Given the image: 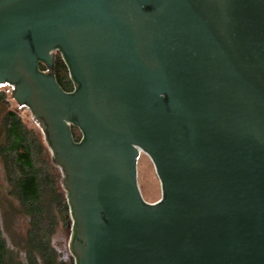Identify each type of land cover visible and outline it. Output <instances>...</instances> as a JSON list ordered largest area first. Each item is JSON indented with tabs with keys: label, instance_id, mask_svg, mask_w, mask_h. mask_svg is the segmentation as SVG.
<instances>
[{
	"label": "water",
	"instance_id": "obj_1",
	"mask_svg": "<svg viewBox=\"0 0 264 264\" xmlns=\"http://www.w3.org/2000/svg\"><path fill=\"white\" fill-rule=\"evenodd\" d=\"M5 84L62 171L76 264H264V0H0Z\"/></svg>",
	"mask_w": 264,
	"mask_h": 264
},
{
	"label": "trees",
	"instance_id": "obj_2",
	"mask_svg": "<svg viewBox=\"0 0 264 264\" xmlns=\"http://www.w3.org/2000/svg\"><path fill=\"white\" fill-rule=\"evenodd\" d=\"M54 76L64 91L74 90L62 58H55ZM73 132L79 138L78 131ZM0 159L10 197L0 200V264H76L70 249L72 216L62 171L53 163L43 136L10 109L1 91ZM19 217L26 219L24 232L16 226ZM60 237H66L65 249Z\"/></svg>",
	"mask_w": 264,
	"mask_h": 264
},
{
	"label": "rangeland",
	"instance_id": "obj_3",
	"mask_svg": "<svg viewBox=\"0 0 264 264\" xmlns=\"http://www.w3.org/2000/svg\"><path fill=\"white\" fill-rule=\"evenodd\" d=\"M0 91L5 93V96L9 102L10 109L15 111L20 115L22 121L26 124L27 127L34 129L36 133L42 135L45 139L44 133L39 122L33 117L31 111L27 107H22L13 97V88L8 85H0ZM138 171V185L143 196V199L148 203H156L161 200L163 197V188L159 178V175L156 172L154 163L149 157L142 153L138 159L137 164ZM10 198L8 197V185L6 181L5 172L3 169V164L0 159V200ZM16 226L21 231H25L27 228L26 219L19 217L16 221ZM64 240L60 237L62 243V248L64 247ZM60 243V244H61ZM69 248V243H68Z\"/></svg>",
	"mask_w": 264,
	"mask_h": 264
},
{
	"label": "flooded vegetation",
	"instance_id": "obj_4",
	"mask_svg": "<svg viewBox=\"0 0 264 264\" xmlns=\"http://www.w3.org/2000/svg\"><path fill=\"white\" fill-rule=\"evenodd\" d=\"M57 52L60 53L59 51H56V52H55V56H56V53H57ZM55 58H56V57H55ZM43 70H44V69H43ZM10 86H11V85H10ZM11 87H12V86H11ZM12 88H13V87H12Z\"/></svg>",
	"mask_w": 264,
	"mask_h": 264
}]
</instances>
